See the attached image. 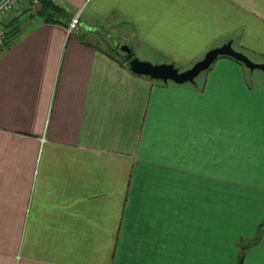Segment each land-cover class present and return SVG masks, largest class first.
Instances as JSON below:
<instances>
[{"label":"crops","instance_id":"crops-1","mask_svg":"<svg viewBox=\"0 0 264 264\" xmlns=\"http://www.w3.org/2000/svg\"><path fill=\"white\" fill-rule=\"evenodd\" d=\"M50 1L66 14L23 0L0 50V264H264V72L162 82L104 44L264 62V0Z\"/></svg>","mask_w":264,"mask_h":264},{"label":"water","instance_id":"water-1","mask_svg":"<svg viewBox=\"0 0 264 264\" xmlns=\"http://www.w3.org/2000/svg\"><path fill=\"white\" fill-rule=\"evenodd\" d=\"M120 50L129 54L131 49L127 45H121ZM219 56H227L240 62L249 71L261 70L264 71V62H254L246 54L232 47L231 41L210 48L206 51L203 57L194 62L190 67L179 70L173 63H152L147 60H142L137 56L128 60V68L135 74L147 76L153 80L162 82L171 81L175 84H183L186 82L193 83L195 77L208 67Z\"/></svg>","mask_w":264,"mask_h":264},{"label":"built area","instance_id":"built-area-1","mask_svg":"<svg viewBox=\"0 0 264 264\" xmlns=\"http://www.w3.org/2000/svg\"><path fill=\"white\" fill-rule=\"evenodd\" d=\"M21 2L23 3V0H0V50L5 47L7 35L12 29L10 25L11 17ZM26 3L32 9L38 3V0H26ZM79 23V13L73 14L68 21V34L74 33Z\"/></svg>","mask_w":264,"mask_h":264},{"label":"trees","instance_id":"trees-1","mask_svg":"<svg viewBox=\"0 0 264 264\" xmlns=\"http://www.w3.org/2000/svg\"><path fill=\"white\" fill-rule=\"evenodd\" d=\"M38 3L40 4V6L36 12V15L42 16L44 20L47 22H58L56 19L53 18L54 14H59V15L66 14L62 8H60L58 5L54 4L50 0H38ZM7 44L8 43H6L5 45L7 46ZM3 49H1V51ZM121 54H122L123 61L127 64V67H128V60L135 56L134 53L131 50L129 54H126L125 52Z\"/></svg>","mask_w":264,"mask_h":264},{"label":"rangeland","instance_id":"rangeland-1","mask_svg":"<svg viewBox=\"0 0 264 264\" xmlns=\"http://www.w3.org/2000/svg\"><path fill=\"white\" fill-rule=\"evenodd\" d=\"M118 36V35H117ZM106 38V37H105ZM117 40H118V42L119 43H117L116 42V40H115V38H107L105 41L107 42V43H104L105 44V46H106V44H108V46H114V49L116 50V52L120 55V56H122V54L121 53H123L121 50H120V46L121 45H127V46H129L128 44H126L125 43V41L123 40V39H118L117 38ZM114 44H116V45H114ZM247 57H249L252 61H254V58H256V56H254V55H247ZM143 60V59H142ZM254 62H257V61H254ZM248 70V69H247ZM249 71V70H248ZM254 71V70H253ZM261 71V70H260ZM262 72H264V71H262Z\"/></svg>","mask_w":264,"mask_h":264}]
</instances>
